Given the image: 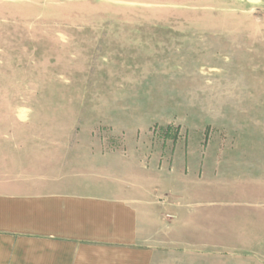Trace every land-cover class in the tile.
Instances as JSON below:
<instances>
[{"label": "rangeland", "instance_id": "rangeland-1", "mask_svg": "<svg viewBox=\"0 0 264 264\" xmlns=\"http://www.w3.org/2000/svg\"><path fill=\"white\" fill-rule=\"evenodd\" d=\"M104 165L168 202L160 264H264V0H0V170Z\"/></svg>", "mask_w": 264, "mask_h": 264}, {"label": "crops", "instance_id": "crops-1", "mask_svg": "<svg viewBox=\"0 0 264 264\" xmlns=\"http://www.w3.org/2000/svg\"><path fill=\"white\" fill-rule=\"evenodd\" d=\"M50 176L0 170V264H160L186 244L162 223L168 202L149 175Z\"/></svg>", "mask_w": 264, "mask_h": 264}]
</instances>
